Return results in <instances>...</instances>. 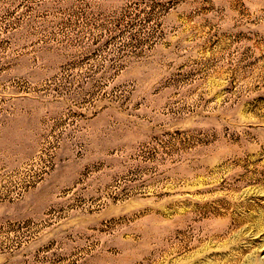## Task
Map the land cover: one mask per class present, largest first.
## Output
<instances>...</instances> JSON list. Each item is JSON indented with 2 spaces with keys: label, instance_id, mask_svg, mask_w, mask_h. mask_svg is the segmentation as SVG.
<instances>
[{
  "label": "rangeland",
  "instance_id": "1",
  "mask_svg": "<svg viewBox=\"0 0 264 264\" xmlns=\"http://www.w3.org/2000/svg\"><path fill=\"white\" fill-rule=\"evenodd\" d=\"M0 264H264V0H0Z\"/></svg>",
  "mask_w": 264,
  "mask_h": 264
}]
</instances>
